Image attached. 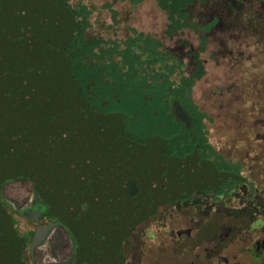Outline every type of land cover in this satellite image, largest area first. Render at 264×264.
<instances>
[{"label": "water", "instance_id": "obj_1", "mask_svg": "<svg viewBox=\"0 0 264 264\" xmlns=\"http://www.w3.org/2000/svg\"><path fill=\"white\" fill-rule=\"evenodd\" d=\"M74 17L57 0H0V185L23 176L80 244L77 262L124 264L123 239L156 208L239 178L167 139L128 137L122 114L91 109L65 58ZM25 242L0 201V264H26Z\"/></svg>", "mask_w": 264, "mask_h": 264}, {"label": "rangeland", "instance_id": "obj_2", "mask_svg": "<svg viewBox=\"0 0 264 264\" xmlns=\"http://www.w3.org/2000/svg\"><path fill=\"white\" fill-rule=\"evenodd\" d=\"M85 1L93 3L91 14L86 7L77 9L83 18L78 21L80 30L76 35L81 36L85 31L86 38L91 41L87 44L90 47L92 44L99 45L94 49L99 53V58L90 55L85 57L90 62L89 65H99V68L96 66L98 69L89 66L86 68L89 76L95 77L98 81L93 87L91 105L102 112L117 109L129 116L132 115L133 118L128 120L125 128L127 136L139 142H146V137L155 129V124L162 121V118L169 119L173 114L171 103L166 100H169L172 94L170 86L181 88V85L188 86L192 83L193 75L187 76L191 73L192 64L185 67L183 59L178 56V51L163 48L160 39L156 37L142 35L127 37V29L144 21L154 22L156 29H160L167 15L162 9L169 12V19L173 21L171 26L174 27L178 19L187 16L184 7L193 0H146L140 7L138 21L136 18L131 21L137 12L132 13L134 16L129 19L119 16L115 18L113 10L121 13L129 5L127 0L113 4H110L113 0ZM88 14L90 16L87 20ZM258 35L261 33L258 32ZM191 39L193 44L197 45L198 39ZM182 40L176 38L179 44ZM174 41L171 43L172 47L175 46ZM228 41L229 44L215 41L206 45V39H202L200 49L203 53L199 54V57L196 55L195 60L199 67L193 70V74L196 77L202 74V65L206 62L205 74L195 81L191 96L185 91L183 99L193 100L207 114L205 125L209 131V140L227 157L237 160L246 158L247 150L253 148L247 130L260 120V112L263 110L264 44L260 36L240 37ZM248 43L250 46H246ZM234 62L239 65H232ZM176 69L180 71L172 74ZM181 71L183 75L189 77L187 80L181 76ZM101 99L104 100L103 104L99 103ZM167 122L162 131L176 129L175 123H168V126ZM253 152L252 150L251 155ZM219 165L227 170L231 169L229 162L223 159L219 161ZM258 181L257 185L263 187L264 182L260 179ZM234 184V181L230 180L222 184L218 191H225ZM33 189V181L18 180L4 184L0 191L5 201L18 213L35 206ZM238 189L243 191L244 187L239 186ZM245 201L246 198L239 192L234 204L243 206ZM192 209L189 207L177 211L171 215V219L163 215L152 219L154 224L151 232L156 234V241L164 237L162 222L189 220L195 214ZM180 214L184 216L180 217ZM58 242L60 248L54 257L51 245L48 246L46 240H43L37 248L34 264H56L70 257L73 248L69 237L65 234L58 238ZM152 243H154L152 240H148V245L145 244L143 264H153L155 249L151 247Z\"/></svg>", "mask_w": 264, "mask_h": 264}, {"label": "flooded vegetation", "instance_id": "obj_3", "mask_svg": "<svg viewBox=\"0 0 264 264\" xmlns=\"http://www.w3.org/2000/svg\"><path fill=\"white\" fill-rule=\"evenodd\" d=\"M119 1L125 0H113L110 4ZM127 1L129 5L121 13L113 10L115 18L119 16L129 19L134 16L132 13L137 12L131 21L135 18L138 21L140 7L146 0L137 3ZM57 2L73 15L72 36L75 35L76 23L83 18L77 9L86 7L91 14L93 3H86L85 0H57ZM162 10L167 15L160 29H156L155 23L151 21L138 22L128 27L127 37L142 35L160 39L163 48L178 51V56L183 59L185 67H190L192 64L191 73L187 76H192L193 70L199 67L195 58L196 55L199 57V54L203 53L200 49L203 38L206 39L207 45L215 41L229 44V39L234 41L235 38L240 37L260 36L264 44V0H193L184 7L187 16L178 19L174 27L171 26L173 21L169 19V12ZM258 32L261 35H258ZM176 38L183 39L181 44ZM191 38L198 39L197 45L193 44ZM173 40H175L174 47L171 45ZM246 46H250V43ZM204 64L207 65L206 62ZM231 64L239 65L237 62ZM205 65H202L203 73L198 79L205 74ZM85 98L91 109L97 111L91 105V97ZM262 101L264 102V90ZM198 109L206 114L199 107ZM262 109L260 120L256 121L255 125L249 126L247 130L253 148L247 150V157L244 159L235 160L227 157L209 140L206 125L203 127V136L201 135L203 146L198 148L199 155L211 161L216 171H230L239 175V178L231 179L235 184L225 191L219 192L218 189L230 180L222 183L218 188L193 191L156 208L155 212L139 221L123 239L124 264H143V250L145 244L148 245V240L154 242L151 246L155 249L153 264H264V186L257 185L259 179L264 182V103ZM252 150L253 155H251ZM221 159L228 161L231 169L222 168L219 165ZM18 180L34 182L35 206L17 213L5 201L1 191L0 201L12 218L19 238L25 242L21 254L25 263L34 264L37 248L43 240H46L48 246L51 245L52 254L56 257L60 248L58 238L66 234L73 252L70 257L56 264H88L86 261L77 262L79 242L73 232L51 213L49 204L33 179L23 176L6 179L0 185V190L4 184ZM239 186H243L244 190L240 191ZM239 192L246 198L243 206L234 204ZM189 207L194 210L193 218L186 221L162 222L164 237L156 241V234L151 232L154 224L151 220L162 215L171 219L172 214Z\"/></svg>", "mask_w": 264, "mask_h": 264}, {"label": "trees", "instance_id": "obj_4", "mask_svg": "<svg viewBox=\"0 0 264 264\" xmlns=\"http://www.w3.org/2000/svg\"><path fill=\"white\" fill-rule=\"evenodd\" d=\"M161 7L163 5H160ZM164 7V6H163ZM162 7V8H163ZM76 34L79 33V22L76 23ZM73 35L69 44L67 45L65 49V58L67 63L69 64L72 72V77L75 80V82L78 84L81 93L84 97H91L94 95L93 87L98 84V81L95 77H90L89 73L87 72L86 68L92 67V68H99V65H89V61L86 60V55L94 56L96 58H99V53H96L94 49L98 47V44H92L88 45V42H91L88 40L85 36V31L81 34V36ZM93 42V41H92ZM98 68H97V67ZM180 69H176V71H173L172 74L179 72ZM181 76L187 80V76L183 75L184 73L181 71ZM101 76V74H100ZM185 76V77H184ZM201 76V74L196 77V75L193 74L192 77V83L190 85L183 86L181 85V88H178L176 86L171 85V95L169 96L170 99H166L169 103H171V111L172 115L169 117V119L162 118V121H159L155 124V129L152 130L148 136L146 137V141L154 136L159 135L165 139H167V143L165 145L164 151L167 154L170 155H178V156H187L191 154L197 144V141L188 133L181 134V126L183 128L184 124L181 118H189L192 119L194 122V126L199 132L200 135L203 136L202 129L205 127L204 119L206 118V114L199 111L197 105L192 101H186L183 99L185 95V91L190 93L193 89V85L195 81ZM175 84V83H174ZM182 91V92H181ZM106 101V100H105ZM104 100L101 99L100 104H103ZM98 111V110H97ZM106 115H114L117 113L122 114L124 122H125V128L128 123L129 119H132L133 116L127 115V113L117 110V109H110L108 111H99ZM134 114V113H133ZM167 114L169 115V110H167ZM136 115V114H135ZM168 121V122H167ZM180 121L181 124L178 122ZM170 123H175L176 129H169V130H163L164 125ZM169 126V124H168ZM181 129V130H180ZM124 132L126 134V131L124 129ZM127 135V134H126ZM203 145H199L200 148H202ZM214 168V167H213ZM220 188V187H219Z\"/></svg>", "mask_w": 264, "mask_h": 264}]
</instances>
